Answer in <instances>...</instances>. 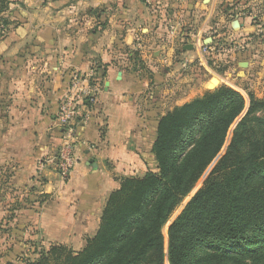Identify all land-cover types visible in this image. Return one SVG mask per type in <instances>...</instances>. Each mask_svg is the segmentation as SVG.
<instances>
[{
  "label": "crops",
  "instance_id": "1",
  "mask_svg": "<svg viewBox=\"0 0 264 264\" xmlns=\"http://www.w3.org/2000/svg\"><path fill=\"white\" fill-rule=\"evenodd\" d=\"M217 1L54 0L47 17L27 3L33 12L0 40V218L13 219L8 232L82 248L120 178L155 168L157 120L190 100L182 92L194 90L190 77L198 93L202 78L234 80V70L233 86L243 95L254 92L255 81L264 89L260 24L237 16L216 27L210 19ZM252 2L264 7V0L245 4ZM203 43L216 49L183 66ZM97 64L102 77L92 69ZM73 73L89 84L94 77L95 100L80 107L74 164L61 180L57 113Z\"/></svg>",
  "mask_w": 264,
  "mask_h": 264
},
{
  "label": "trees",
  "instance_id": "2",
  "mask_svg": "<svg viewBox=\"0 0 264 264\" xmlns=\"http://www.w3.org/2000/svg\"><path fill=\"white\" fill-rule=\"evenodd\" d=\"M247 97L244 112L243 94L221 84L166 111L155 128V168L120 178L83 247L51 244L25 264H264V97Z\"/></svg>",
  "mask_w": 264,
  "mask_h": 264
},
{
  "label": "rangeland",
  "instance_id": "3",
  "mask_svg": "<svg viewBox=\"0 0 264 264\" xmlns=\"http://www.w3.org/2000/svg\"><path fill=\"white\" fill-rule=\"evenodd\" d=\"M49 1H54V0H0V7L6 6V8L2 11H0V40L2 37L8 34V32H11L14 30V28L17 26V22L20 19H23L25 17H29L30 12H33L34 10L36 13L39 15L41 13V16L47 17V13H52L54 12L53 8L51 7L50 9L46 8V4ZM58 1V0H57ZM62 2L68 1V0H59ZM246 1L248 0H218L216 4L214 5V12L211 16L210 22L219 28L222 27V22L223 20L229 21L232 18H237V16H249L251 17L252 21L257 23L261 29L263 30V36L260 35V37H264V7L263 5H255L252 2L251 4H245ZM28 2H33L38 5L37 8L32 9L31 11L29 8H27V3ZM36 15V16H38ZM200 19H203V16L200 17ZM232 76H234L233 79H229L226 77L224 81L222 80L220 83L213 82L210 78L205 79L203 81V78L201 79L202 84H205V88L201 90V93H198L199 91L197 90L196 86L199 84L194 80L193 78L190 77L189 84L191 86H195L194 90L189 91V89L182 90V92L185 91V95L187 97H191L190 99L199 96L203 92L207 90L213 89V87H217L221 84H225L227 86H230L234 88L233 84L235 83L237 85L238 80L236 81V70L232 72ZM239 76L243 77V72L238 73ZM215 77V76H214ZM213 82L211 86L208 85L209 88H207V84L209 82ZM236 81V82H235ZM186 85V84H185ZM235 89V88H234ZM237 90V89H236ZM253 90L252 92L256 97L258 98H263L264 97V89L262 88V84L259 82L257 83L256 81L254 82L253 85ZM239 91V90H238ZM240 92V91H239ZM241 93V92H240ZM262 93V94H260ZM242 94V93H241ZM260 94V96H259ZM246 100V105H245V110L247 109L248 106V97L247 94L243 95ZM243 115V114H241ZM240 115V116H241ZM239 116V117H240ZM239 117L234 121V123L231 125L226 141L218 153V155L215 157V159L211 162V164L208 166V168L205 170V172L202 174V176L199 178L191 192L183 199V201L176 207L172 215L170 216L168 222L166 223L164 227V232H166L167 225L169 222L180 212L182 209L183 205L185 202L188 200V198L193 194L195 190H197L201 185L207 174L209 173L210 169L212 168L213 164L217 160V158L221 155V153L224 151L225 146L229 140V137L231 135V131L234 128L235 124L237 123V120ZM1 206V205H0ZM7 220L13 221L12 218H8L6 216H3L0 218V264H25L26 261L28 260H33L35 259L40 250L42 249H48L51 244H63L60 242H51L50 244L47 243L45 236L43 235H34V234H20V238L18 239L17 235H14L13 233H10L7 231L6 228H4L5 223H7ZM33 236V237H32ZM92 236V235H91ZM19 240L22 244H15L16 246H12V243H9L10 240ZM68 246V245H66ZM69 247V246H68ZM73 249V248H72ZM77 250V249H73Z\"/></svg>",
  "mask_w": 264,
  "mask_h": 264
},
{
  "label": "built area",
  "instance_id": "4",
  "mask_svg": "<svg viewBox=\"0 0 264 264\" xmlns=\"http://www.w3.org/2000/svg\"><path fill=\"white\" fill-rule=\"evenodd\" d=\"M236 47H239V45ZM213 49L215 50L216 48H210L209 44L203 43L200 45L196 58L194 57L191 60L185 57L182 59V65L185 66L194 59L201 62L209 54V51ZM95 91L96 88L87 83L84 76L73 73L68 90L61 97L57 113V128L60 141L54 157L56 171L61 180L68 179L74 164L73 147L76 141L77 125L84 121V117L80 118V107L84 103L94 102Z\"/></svg>",
  "mask_w": 264,
  "mask_h": 264
},
{
  "label": "water",
  "instance_id": "5",
  "mask_svg": "<svg viewBox=\"0 0 264 264\" xmlns=\"http://www.w3.org/2000/svg\"><path fill=\"white\" fill-rule=\"evenodd\" d=\"M186 48H188V49H190L191 48V45L189 44V45H187V47ZM240 67L243 69L244 67H246V62H241L240 63ZM241 73H242V71H240ZM212 84H209V86H211ZM212 87V86H211ZM214 88V87H213Z\"/></svg>",
  "mask_w": 264,
  "mask_h": 264
}]
</instances>
